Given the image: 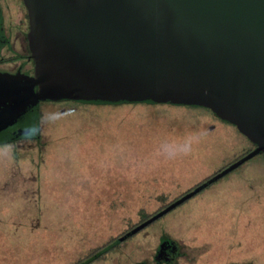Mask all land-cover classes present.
Instances as JSON below:
<instances>
[{
	"label": "rangeland",
	"instance_id": "rangeland-1",
	"mask_svg": "<svg viewBox=\"0 0 264 264\" xmlns=\"http://www.w3.org/2000/svg\"><path fill=\"white\" fill-rule=\"evenodd\" d=\"M38 134L0 146V264H77L254 149L208 110L166 105L41 103ZM161 253L160 264H264V157L93 264Z\"/></svg>",
	"mask_w": 264,
	"mask_h": 264
},
{
	"label": "water",
	"instance_id": "water-1",
	"mask_svg": "<svg viewBox=\"0 0 264 264\" xmlns=\"http://www.w3.org/2000/svg\"><path fill=\"white\" fill-rule=\"evenodd\" d=\"M22 1L33 75L0 72V146L39 140V106L56 102L202 108L254 145L80 264L264 157V0Z\"/></svg>",
	"mask_w": 264,
	"mask_h": 264
},
{
	"label": "flooded vegetation",
	"instance_id": "flooded-vegetation-1",
	"mask_svg": "<svg viewBox=\"0 0 264 264\" xmlns=\"http://www.w3.org/2000/svg\"><path fill=\"white\" fill-rule=\"evenodd\" d=\"M27 11L22 0H0V72L33 75Z\"/></svg>",
	"mask_w": 264,
	"mask_h": 264
},
{
	"label": "trees",
	"instance_id": "trees-1",
	"mask_svg": "<svg viewBox=\"0 0 264 264\" xmlns=\"http://www.w3.org/2000/svg\"><path fill=\"white\" fill-rule=\"evenodd\" d=\"M142 105V104H141ZM87 106H91V105H87ZM119 106H137V105H119ZM119 106H109V107H119ZM155 106V105H154ZM166 106H168V105H166ZM105 107H108V106H105ZM171 107H173V106H171ZM209 111V110H208ZM210 112V111H209ZM211 113V112H210ZM211 115L213 116V114L211 113ZM214 117V116H213ZM215 118V117H214ZM216 119V118H215ZM216 120H218V119H216ZM235 128V127H234ZM236 129V128H235ZM237 130V129H236ZM243 136V135H242ZM244 137V136H243ZM22 141V140H21ZM31 141H35V140H31ZM254 146V145H253ZM259 155H261V154H259ZM187 202V201H186ZM151 217V216H150ZM149 217H147V218H145L144 219V221L146 220V219H148ZM148 227V226H147ZM145 229V228H144ZM142 231V230H141ZM162 236H165L164 234H162L161 235V237ZM115 241V240H114ZM126 241V240H125ZM112 243V242H111ZM111 243H109V244H111ZM123 243V242H122ZM122 243H120L119 245H117V246H115L114 248H116V247H118V246H120ZM108 244V245H109ZM107 246V245H106ZM105 246V247H106ZM104 248V247H103ZM102 248V249H103ZM114 248H112V249H114ZM111 249V250H112ZM101 250V249H100ZM100 250H98V252L100 251ZM111 250H109L108 252H110ZM97 252V253H98ZM108 252H106V253H104V254H102L101 256H98V257H96L93 261H91L90 263H88V264H93L94 262H96V261H98L99 259H101L104 255H106ZM94 255H96V254H94ZM94 255H92V256H94ZM92 256H90V257H92ZM89 257V258H90ZM88 259V258H87ZM87 259H85V260H87ZM85 260H83V261H81V262H79V263H77V264H80V263H82V262H84Z\"/></svg>",
	"mask_w": 264,
	"mask_h": 264
}]
</instances>
